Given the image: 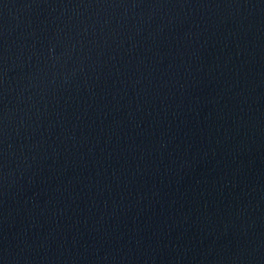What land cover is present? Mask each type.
Wrapping results in <instances>:
<instances>
[{"label":"water","instance_id":"95a60500","mask_svg":"<svg viewBox=\"0 0 264 264\" xmlns=\"http://www.w3.org/2000/svg\"><path fill=\"white\" fill-rule=\"evenodd\" d=\"M0 264H264V0H0Z\"/></svg>","mask_w":264,"mask_h":264}]
</instances>
